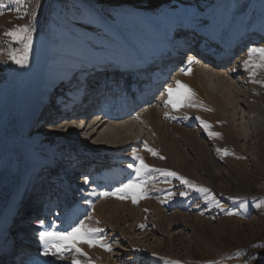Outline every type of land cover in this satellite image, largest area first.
<instances>
[{"label":"rangeland","instance_id":"1","mask_svg":"<svg viewBox=\"0 0 264 264\" xmlns=\"http://www.w3.org/2000/svg\"><path fill=\"white\" fill-rule=\"evenodd\" d=\"M112 1L41 0L40 7L36 8L35 0H25L30 5L29 16L31 10L36 9L37 19L32 25V46L28 52L27 63L20 65L9 59L8 53L10 49H18L21 45L12 42L11 37L4 33L16 25L27 23L29 16L21 18L23 8L19 13L15 11L19 7L17 0H0V92L7 90L8 99L12 98L22 84L23 76L33 65V59L39 48L49 47L48 34L55 20L54 14L66 22L71 32L82 37V44L85 45L86 50L93 51L101 57L104 49L97 45V40L103 39L99 31L100 26L109 34H117L120 28H123L129 34L131 33V36L139 37V34L129 26H134L133 22L136 20H147L155 29L153 34L159 39L163 34L162 28H168L174 20L185 30L184 39H187L189 37L187 35L193 30V24L206 27L212 20L214 12L222 9L221 20L218 22L217 30L213 32L217 35L228 30L230 20L246 0H119L121 4L118 5L110 4ZM253 7L251 13L255 18L245 30L246 42L242 41L241 44L264 47V38L260 41H252L254 40L252 32L264 33V0H254ZM85 18L92 23L91 27L85 24ZM107 22L112 23L111 28L108 27ZM126 39L129 40V36ZM130 41L134 43L133 40ZM63 51L67 53L65 48L62 49ZM242 51L246 49L242 48ZM139 52L143 51L139 49ZM189 53L187 50L181 51L176 67L171 73L170 70L168 71L170 75L166 73L159 81L161 84L164 82L162 86L160 84V88H158L159 85L156 87V84L148 90L147 87L143 89L140 87V94L143 97L146 96L148 105L156 104L166 87L178 89L172 94V98L178 100L183 106L178 105L173 108L171 104H160L159 128L147 123L143 117L138 118V122L129 118L121 130L108 133L106 140H109L110 150L105 152L99 151L103 148L105 141L102 140V136L101 140L97 139V135L91 136L94 130L89 128L91 122L88 121V117H84V113L81 116L76 114L71 116L67 128L59 127L63 121L58 115L64 111L60 109V106L68 107L71 100L78 102L74 104L79 106V102L87 96L85 93L79 96L72 90L63 92L57 89L62 87L60 84L65 82L63 80L55 83L44 100L38 96L33 107L28 111H22L19 116L12 112L13 109L9 103H6L7 108L1 109L2 121L10 128L14 127L18 136L22 137L20 131H23L24 135L30 133L40 136L38 143L28 145L34 152L35 170L47 157L53 160L51 166L67 170L68 163L65 161L73 162V160L77 161V158L87 156L90 162L102 163L104 166L107 163L110 165L106 168L108 171L110 169L111 172L117 171V176H113L110 171H107L105 175L107 181L118 178L112 188L106 189L104 184L96 185L95 182L90 184L88 181L86 188L81 189L80 192L74 190V201L71 199L65 202V205H70L74 209L72 215L78 214V208H83L84 213L77 216L75 218L77 222L74 223L85 220L90 227L103 229V232L97 233L96 236L102 242H106L111 249L108 251L99 245L89 247L81 243L79 247L87 253V256L76 257L81 264H89V262L154 264L158 262L159 256L156 257L152 253L146 254L142 248L160 253V257L164 259L159 264H171L173 261H178L179 264H208V262L264 264V248L252 247L253 244H264V87L260 88V113H255L251 118L249 111L241 107L234 96L230 98L223 96L220 88L222 86L213 85L208 75L200 69L206 89L214 91L213 93L223 99L228 108L237 110L236 116L229 120L220 104L205 94L194 74L183 78L182 75L189 67L198 64V59L193 60L191 64L188 63ZM60 57L61 53L54 52L51 60L59 62ZM152 60L153 57L150 61ZM101 75L103 76L100 74L94 85L97 89L101 88L99 84L104 82ZM125 75L128 76L126 72H122V77L119 78L124 84V80L127 79ZM177 81L186 87H178ZM54 90L57 91V96L50 99ZM131 93L133 95L134 91L132 90ZM244 97V94H241L239 99ZM189 100L196 106H188ZM48 105L50 109L52 106H58V110L60 109V112L53 115L51 120L47 118L46 113H41L43 106ZM165 113L168 115L165 116ZM78 116L80 118L76 120ZM185 116L187 119L184 118ZM44 117L47 119L46 123L40 121ZM201 121L207 122L208 127L205 128ZM104 129L102 127L98 129V132L102 133ZM52 131L57 132L56 137L48 136ZM210 133L219 135H210ZM74 138L75 141H73ZM145 143L148 148L155 150L157 155L154 156L147 151ZM118 147L123 148L116 150ZM225 149L229 154L225 155ZM134 152L150 167L174 171L193 185L207 188L209 192L202 193L189 189L176 177L166 178L160 173L152 172L141 177L137 191L146 190L147 195L137 199L135 203L132 201L131 194L124 198H120L122 195L120 193L100 195V193H114L115 189L120 188L136 175L135 169L128 167L130 163H139L133 161ZM80 171L81 168L78 172ZM36 173L35 171L34 176ZM54 180V192L64 199V195H67L63 191L66 182L63 178H54ZM33 181L35 180L31 176L27 185L31 187ZM45 189L40 191V197L47 195L43 193ZM93 189L97 194L89 195L88 193ZM28 190L26 188V194ZM180 192L188 194L181 196ZM169 193H172L171 198ZM21 197L18 191L19 202L22 200ZM85 199L88 203H85ZM8 202L10 201L0 203V208L2 207L0 246L6 244L8 231L9 234L12 233L11 236L13 232L24 231L16 227L17 225L14 226L15 222H11L16 206L15 202H11L10 204H13L10 207ZM58 202L56 200L48 209L52 210L50 222L55 221L53 227L57 230H64L68 227L63 217H67L69 213L62 211L63 206L58 209V206L60 207ZM242 203L243 207H241ZM257 204L259 207L256 206ZM44 206L42 200L33 222V231L36 227L35 222L39 220L41 213H44ZM23 225L28 224L23 221ZM31 239L27 253L31 249ZM136 247H140L139 250ZM166 255H172L174 259ZM252 256L258 258L250 259ZM41 261L44 264H72V255L64 253V258L58 259L44 254Z\"/></svg>","mask_w":264,"mask_h":264},{"label":"bare ground","instance_id":"2","mask_svg":"<svg viewBox=\"0 0 264 264\" xmlns=\"http://www.w3.org/2000/svg\"><path fill=\"white\" fill-rule=\"evenodd\" d=\"M253 2L254 0H246L245 3L236 10L233 19L230 20L231 22L228 26V30L215 35V38L220 42V45L214 53L224 50L226 52L223 53H228V55L219 59L209 60L207 63L198 58V64L191 68L189 67L190 69L188 68L182 75L183 78H187L189 75L191 76L194 74L205 94L220 104L222 111L229 120H232L236 116L237 110L235 108H228L223 99L213 93L214 91L211 92L206 89L202 74H200V69L208 75V78L213 85L222 86L220 88L223 96H227L228 98L234 96L238 101V104L249 111L251 118L255 113H260V88L264 87V85L253 83L252 81L253 79L264 81V69H258L256 75L250 77L249 71L242 63V61L248 59V49L250 45H236L239 40L240 42H246L247 40L245 30L255 18L251 13V10L254 8ZM110 4L118 5L121 4V2L119 0H113ZM222 12V9H217L213 14L212 20H210L206 27L193 24V30L187 35L189 36L187 39H184V36H186L185 30L178 26V24H176L177 21L174 20H172V23L168 28H162L163 34L159 39L153 34L155 29L147 20L135 21L134 19V26L128 25L139 34V37L135 35L131 36V33L129 34L123 28H120V32L117 34H109L107 30L99 25L100 30H98L103 39L97 40V45H100L104 49V54L101 57H98L99 55L97 56L93 51L86 50L84 47L85 45L82 44V37L80 38V36H78L79 34L75 35L74 32H71L66 26V22L58 17L57 14H54L55 20L52 22L48 34L50 39L49 47L39 48L38 53L33 59V65H30L31 68L23 76L22 84L12 98L8 99L7 96H9V93L7 90L0 92V112H2L4 108H7L6 103H9L11 109H13L12 112L19 116L22 111H28L33 107L34 101L38 96L41 100H44L47 92L53 88L55 83L59 80H63L65 82L60 84L62 87L57 89H60L63 92H70L72 90L79 96L80 94L85 93L87 96L83 98L84 100L82 99V101L79 102V106L74 104L78 102H72V100L68 104V107L66 106L68 109L64 105H62V107L60 106V109L62 108L64 111L62 114L58 115L61 116L62 119H60L63 121L59 127L67 128L70 124L68 121H70L71 116L74 114L81 116V114L84 113V117H88V121L91 122L89 128L94 130L92 131L91 136L97 135L98 140H101L102 136V140L105 141L103 148L99 151H108L110 150L109 140H106L108 133L113 130H121L124 123L129 118L138 122V118L143 117L147 123H151L154 127L159 128L158 125L160 123L161 112L160 104H165V101L169 99L168 94L164 91L156 104L148 105L149 103L146 102L145 99L146 96L143 97L140 93L141 88L143 89L147 87L148 90L151 87L153 88V85L155 84L156 87L159 85L158 88H160L161 83H159V81L163 79L166 73H171L176 67L177 62L180 59L179 54L181 53V50H173L171 46H168L170 36L175 35L174 39L179 40L180 46L188 44V41H190L198 50H200V45L203 39L200 38V40H197L196 36H198V34L205 36L213 34V32L217 30L218 22L221 20L220 13ZM84 21H86L85 24H88L89 27L92 26V23L89 20H86V18ZM106 24L111 28L112 23L110 24L107 22ZM128 36L129 40L126 39ZM252 36L254 38V40H252L253 42L257 40L260 41L264 38V33L260 34L255 31L252 32ZM146 38L148 40H145ZM130 40H133L134 43ZM63 48L67 49V53L64 51L62 52ZM242 48L246 49V51H242ZM139 49L143 52L140 53ZM54 52L61 53L59 62H52L51 59ZM105 53L107 54L105 55ZM152 57L153 60L150 61ZM208 57L209 56L207 55V58ZM253 61L258 63L259 56L254 55ZM232 69H235V71H232ZM122 72L128 74L127 79L124 80V85L130 86V84H127V82L130 81L134 86V94L132 95L130 92L129 95L126 96L124 92H120L117 94L116 102H114L113 99L111 103H102V106L98 105L104 99L99 101L100 103L97 101L100 100L102 96H107L109 94L104 90V84L105 86L109 84L111 85V83L115 84L111 80L114 78H116V80L121 78ZM100 74H103V76H101L104 79V82L99 84L101 88L97 89V86L94 87V85L98 81V76ZM130 75H132L131 78H129ZM74 83H76L75 86H72ZM163 84L164 82L161 86ZM105 88L107 89V87ZM63 92L60 93L62 94ZM56 93L57 91L54 90L50 99H54L57 96ZM174 93L175 91L173 94ZM241 94H244L245 97L240 100L239 98ZM47 107L43 106L41 113H46L45 115H47L49 120H51L53 115L58 113V111L60 112L58 106H52L51 109L49 105ZM79 116L75 119L78 120L80 118ZM40 121L46 123L47 119L44 117L41 118ZM102 127L105 128V131L102 133L98 132V129ZM20 133L23 138L16 134L14 127L10 128V126L5 125L0 116V203L7 200L10 201L8 204L15 202L14 204L16 207H14L16 209H14L11 217V222H15L14 226L17 225L16 227L21 228L23 221L28 224L27 226L23 225L24 227L21 228L24 231L13 232L12 236V233L10 232L9 234L8 231V240L0 249V264L14 263L18 258L24 256V254L31 255V253H27L29 251L28 244L31 237H34L33 222L35 221L37 215L36 212L42 200L45 204V210L44 213H42L45 220L42 229L37 228L38 233L46 230L49 225H52V228L57 230L53 227L55 221L50 222L52 210L48 211V207L56 200L59 201L58 205H60V207L58 206V209H61V206H63L62 211L69 213L67 217L63 218L66 222V227H70L74 222H77L75 218L84 212L83 208H78V214L72 215L74 209L70 207V205H65V202H69L71 199L74 201L75 189L77 192H80L81 189L86 188V185L88 184L84 182V177L87 176L89 178L88 181L90 184H94V182L96 185L104 184L106 189L112 188L114 182L118 179L112 178L110 181H107L105 175L108 170L106 168L110 165L106 163L104 166L102 163L90 162L87 156L77 158V161L73 160V162L65 161L68 163L67 170H61L56 166H51L53 160L49 157L47 161H44L45 163H41V166L35 170L36 161L34 152L29 149L28 145L29 143H38L40 136L38 137L37 135L30 133H25L24 135L23 131H20ZM48 136L56 137L57 132L52 131ZM75 140L76 139L74 138L73 141ZM121 148L123 147H118L116 150H120ZM144 150L145 148L143 147V151ZM86 162L87 164H84ZM89 166H91V169L93 170L89 169ZM80 168L81 171L78 172ZM34 170L37 172L35 176ZM109 171L111 172L112 170L110 169ZM86 172H88L87 175H85ZM111 173L113 176H117V171L113 170ZM81 175L83 178H81ZM97 175L98 178H96ZM31 176H33L35 181H33L32 186L29 187L27 182L30 180ZM54 178H63V181L66 182L65 185L61 183L64 185V188L69 191V194L67 193L66 196L64 195L65 200L62 199V197H59V194L54 192L55 185H52V183L55 182ZM8 179L11 180L9 181ZM101 180H103V182H101ZM26 188L27 190L29 189L27 194ZM43 188H46L43 193L45 192L47 195H45V197H40L39 194ZM18 191H20V195L22 196L21 202L18 201ZM12 204H10V207ZM0 210H2V207ZM38 233H36L38 242L36 247H34L36 249L38 248L35 253L37 255L32 257V262L28 264H44V262L41 261L44 257V245L41 242ZM136 248L139 250L140 247ZM142 249L146 254L154 253L147 248ZM155 256H159V260L154 264H159L164 259L163 257H160V253H155ZM166 256L174 259V256L172 255ZM27 260L29 261L30 259L28 258ZM91 264L102 263L97 262Z\"/></svg>","mask_w":264,"mask_h":264},{"label":"snow or ice","instance_id":"3","mask_svg":"<svg viewBox=\"0 0 264 264\" xmlns=\"http://www.w3.org/2000/svg\"><path fill=\"white\" fill-rule=\"evenodd\" d=\"M19 7L15 9L18 13L20 12V9L23 8L24 12L21 15V18L24 16H29V4L25 2V0H17ZM36 2V8H39L41 5V0H35ZM37 19V11L36 9H32L29 19L27 23L22 25H16L13 29H10L6 31L4 34L6 36L11 37V41L18 43L21 45L18 49H10L9 50V59L13 60L15 63L23 65L27 63V56L28 52L31 49L32 46V25L33 22ZM258 55L259 56V62L253 61V56ZM194 60V57L188 58V63L191 64ZM243 66L249 71V76L254 77L256 75V71L258 69H264V47H250L248 49V59H245L242 61ZM232 71H235V69H232ZM253 83H258L261 85H264V81L253 79ZM178 87H186L183 85H180V82H176ZM178 89H173L171 87H166L164 91L168 94L169 99L165 101V104H171L173 108H176L178 105L183 106L180 104L178 100H173L172 94L174 91ZM188 106L195 107L196 105L192 104L189 100ZM168 113H165V116H167ZM187 119V116L184 117ZM196 119H200L199 117H196ZM202 124H204L205 128L208 127L207 122L201 121ZM210 135L218 136V133H210ZM145 148L147 151H149L152 155H157L155 150L148 148L147 144L145 143ZM225 155L229 154L227 150H224ZM163 159V157H160ZM133 161H138L139 163H130L128 165L129 168H134L136 175L128 180L127 183L122 184L120 188L115 189L114 193H100V195H109V194H122L120 198H124L128 194H131L132 201L135 203L137 199L143 198L147 195L146 190L137 191V188L140 187V180L141 177L144 176L147 173H160L164 177H176L180 180V182L184 185H186L189 189H195L196 191L202 192V193H208L209 190L207 188H204L202 186L197 187L193 185L190 181L185 179L182 176H179L176 172L170 171L168 169H159V168H152L149 165H147L143 158L137 156L135 152L133 153ZM88 177H84V182L88 183ZM89 195H96L97 193L95 190H91ZM187 192H180L179 195L185 196L187 195ZM172 193H169V198H171ZM85 203H88L87 199H85ZM244 204H241V207H243ZM259 207V204L256 205ZM229 215L233 213H228ZM88 219V218H86ZM39 224H44L43 220L37 221ZM103 229L101 228H95L90 227L88 224L85 223V220H80L79 223H73L70 227L64 229V230H54L52 228V225H49L48 228L44 231H40L38 233V236L41 240V242L44 245V254L45 255H51L53 257H56L58 259L64 258V253H69L72 255V264H81V262L76 258L77 256H87V253L83 252L82 249L79 247V244L85 243L89 247H93L94 245H99L100 247L105 248V250L110 251V247L106 242H102L97 236V233H102ZM252 247H260L264 248V244L256 245L253 244ZM155 255V253H153ZM258 257L252 256L250 259H256ZM91 264V262H89ZM171 264H179L178 261H173ZM208 264H212V262H208Z\"/></svg>","mask_w":264,"mask_h":264},{"label":"water","instance_id":"4","mask_svg":"<svg viewBox=\"0 0 264 264\" xmlns=\"http://www.w3.org/2000/svg\"><path fill=\"white\" fill-rule=\"evenodd\" d=\"M11 179H9V181H10Z\"/></svg>","mask_w":264,"mask_h":264}]
</instances>
